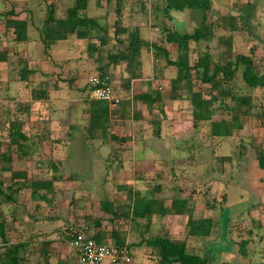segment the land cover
I'll list each match as a JSON object with an SVG mask.
<instances>
[{
  "label": "rangeland",
  "instance_id": "1",
  "mask_svg": "<svg viewBox=\"0 0 264 264\" xmlns=\"http://www.w3.org/2000/svg\"><path fill=\"white\" fill-rule=\"evenodd\" d=\"M73 2L5 0L1 6L13 10L12 17L28 19V39L17 41L12 29L0 21V50L8 53V61L0 63V152L11 154V168L26 171L28 182L59 176L52 192L45 194L41 189L39 194L45 198H35L29 187L21 186L23 178L13 179L10 171L0 169V188L5 193L12 191L14 197L4 202L0 193L6 237L26 242L22 253L26 264H74L70 241L81 229L89 235L102 232L109 242L114 231L119 233L132 245L131 264H157L151 248L139 243L142 237L154 234L184 239L189 252L208 257L211 264H264V170L256 158L259 148L264 151V87L251 89L240 72L234 75L224 87L251 95L252 104L259 109L253 108L250 115L242 117L243 128L235 129L231 136H212L210 121L192 125L185 85L179 89L182 99L169 97L175 69L165 64L163 56L155 58L150 45H144L139 76L132 80L128 92L123 90L119 68L109 65L107 69L115 95L124 99L122 106L109 108V133L118 137L115 145L124 150L108 165L104 158L110 156L109 145L83 140L86 101L91 98L87 84L97 72L98 61L87 59L85 41L73 33L50 45L48 51H43L40 40L46 7L54 5V16L64 18ZM140 5L139 0H122L118 17L116 0L88 1L86 14L108 27L110 42L105 50L122 48L113 37L118 27L128 31L137 27L147 42L160 41V28L149 17V5L143 11ZM183 12L173 10L171 24L182 32L191 31L200 18L188 20ZM210 13L213 37L201 41L198 50L209 51L218 61L226 53L227 38L231 54H251L264 74V0H212ZM126 35L120 34L121 38ZM169 49L170 57L175 58V47L169 45ZM197 56L192 52L190 58L194 61ZM24 67L33 70L27 79L21 77ZM32 89L45 90L48 99L32 101ZM155 89L160 91L163 113L157 103L149 107L131 99L136 93ZM195 90H201L204 97L217 94L207 83H200ZM223 104H231L230 96H220L214 102L213 119L229 117ZM15 119L21 120L17 131L31 136L26 156L16 151L8 137L9 123ZM130 190L155 191L153 196L167 206L172 198H186L195 217L213 218L212 234L188 237L186 214L155 215L147 229L145 219H112L101 210V200L127 203ZM245 240L246 253L241 254L238 248Z\"/></svg>",
  "mask_w": 264,
  "mask_h": 264
},
{
  "label": "trees",
  "instance_id": "2",
  "mask_svg": "<svg viewBox=\"0 0 264 264\" xmlns=\"http://www.w3.org/2000/svg\"><path fill=\"white\" fill-rule=\"evenodd\" d=\"M0 0V21L3 22L6 29H12L14 38L19 42H24L28 39V19L16 18L11 15L13 10H6L1 6L4 5ZM89 0H74L72 5L67 6L66 16L57 18L54 16L55 6L49 5L46 7L45 17L40 29V40L43 44V51H48V48L53 43L66 39L69 34H74L79 40H84L86 43L87 59L98 61L96 64V74L92 76L99 78V84H107L111 90L113 97L119 99L116 107L122 106L124 99L115 95L114 88L109 77L108 66L113 65L118 67V72L121 79L124 80L123 90L128 92L131 88V82L139 76L141 65L140 56L142 47L150 45L153 49L155 58L165 59L167 66H172L175 69V75L170 80V95L172 100L182 99L183 96L179 93V89L184 85L188 90V101L192 107V125L197 127L203 121H210V134L215 137L231 136L235 129H242V117L250 115L253 108L259 109L252 104V96L247 94L234 93L230 88L224 87L234 75L240 72V76L249 88L264 87V74L260 72L258 62L251 54H231L230 40L226 38L228 43L225 54L218 61L214 60L212 54L205 50L199 51L198 45L201 41H209L213 37L211 24L208 20L211 18V1L210 0H151L149 3L145 0H139L142 11L144 7L149 5V17L157 21L155 26L160 28L161 39L158 43L147 42L140 36V28L135 27L128 31L126 28L118 27L115 29L113 37L119 48L116 52L105 50L104 46L110 42V36L107 34L106 26L100 24L99 20L89 17L86 14V9ZM122 0H116L115 12L119 17L121 15L120 6ZM148 7V6H147ZM192 9L200 13V22L191 31L182 32L175 28L172 23V11ZM224 18V14H220ZM118 23V22H116ZM232 25V23H231ZM235 26L232 25V28ZM101 31V35L100 32ZM126 32V37L121 38L120 34ZM169 45L175 47L176 57L171 58V49ZM251 51V50H250ZM196 52L198 56L194 61L191 60V53ZM94 53H97L94 56ZM107 60L106 63L103 62ZM8 61V53L0 50V63ZM32 69L23 68L21 77L27 79L32 73ZM90 76V77H92ZM198 82V83H197ZM209 84L212 90H217V94L211 93L209 97H204L201 90H195V86H200V83ZM88 91L90 89L89 83ZM230 96L231 104H223L222 109L227 110L228 118L222 117L213 119L215 112L214 102L220 99V96ZM48 99V93L45 90L37 92L32 89L31 100L42 101ZM134 102L144 103L151 107L157 103L159 110L163 113V100L160 91L157 89L145 92L136 93L131 98ZM221 101L222 98H221ZM87 103L86 122L83 125V140L84 143L89 141H99L101 145H109L110 156H106L104 161L109 164L117 159L118 154L124 149L119 148L120 145H115L114 140L118 137L109 133L111 122V112L109 104L99 99L90 98ZM221 106V105H220ZM219 106V107H220ZM264 106V105H263ZM115 107V108H116ZM251 109V110H250ZM255 116H259L255 110ZM20 119L10 121L8 126V137L10 143L15 145L16 151H19L21 156H26V147L32 143L31 136H25L22 132H18L17 128L20 124ZM15 138V139H13ZM28 142V143H27ZM122 147V146H121ZM11 154L0 152V169L2 172L10 171L11 178H26V171L13 170L11 168ZM258 166L264 170V151L257 150L256 154ZM7 163V164H6ZM53 168L54 165H52ZM59 176H52L48 180L32 179L29 182L24 179L21 186L30 188L31 197L45 198V194L52 192L54 188V180ZM3 181L0 180V184ZM9 187V186H8ZM43 189L45 194H39ZM159 189V188H157ZM155 191L142 192L140 190H130L129 201L123 205H116L109 200H101L100 207L105 213L109 214L112 219L123 216L126 218L145 219L144 225L148 229L152 223V218L155 215L165 216L167 214H186L185 234L190 237L194 236H209L213 232L214 220L211 216L195 217L193 208L189 205L186 198H172L170 204L164 205L162 200H158L153 196ZM0 193L4 195V202L14 200L12 191L5 193L0 188ZM139 222V221H138ZM88 234V230H76L72 234L71 240L79 232ZM93 238L100 242L108 241V238L101 232L91 234ZM111 243L118 246L126 245L129 249L133 260L132 245L114 231ZM151 248L152 253L157 257V264H211L208 257L196 253L189 252L187 243L184 239H173L167 234L151 235L150 237H142L139 243L143 242ZM26 242H12L6 237L5 220L0 218V264H26V257L23 256ZM246 240L241 241L239 251L241 254L246 253ZM47 254L46 250H43ZM75 258V256H74ZM48 258H46V263ZM75 263V262H74ZM216 264H232L228 261H220ZM263 264V263H261Z\"/></svg>",
  "mask_w": 264,
  "mask_h": 264
},
{
  "label": "built area",
  "instance_id": "3",
  "mask_svg": "<svg viewBox=\"0 0 264 264\" xmlns=\"http://www.w3.org/2000/svg\"><path fill=\"white\" fill-rule=\"evenodd\" d=\"M147 2L151 0H145ZM89 95L93 99H99L114 108L119 99L113 97L109 86L99 84V78L92 76L88 80ZM76 260L74 264H131L132 257L126 245L118 246L106 241L100 242L85 232H79L70 241Z\"/></svg>",
  "mask_w": 264,
  "mask_h": 264
},
{
  "label": "crops",
  "instance_id": "4",
  "mask_svg": "<svg viewBox=\"0 0 264 264\" xmlns=\"http://www.w3.org/2000/svg\"><path fill=\"white\" fill-rule=\"evenodd\" d=\"M211 1V3H212V0H210ZM184 12V14H185V17L188 19V20H194V19H198V18H200V14H198V12H196L195 10H192V9H184L183 10ZM181 16H183V15H181ZM172 17H174L173 16V11H172ZM179 17V16H178ZM172 22H173V18H172ZM174 25H175V23H174ZM195 27V26H194ZM74 251V250H73ZM74 256H75V254H74ZM74 260H76V256H75V259Z\"/></svg>",
  "mask_w": 264,
  "mask_h": 264
}]
</instances>
